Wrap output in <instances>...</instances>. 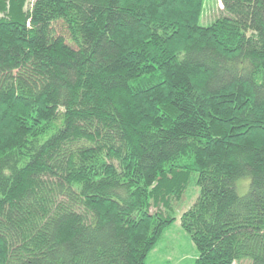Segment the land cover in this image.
Returning <instances> with one entry per match:
<instances>
[{
    "label": "trees",
    "instance_id": "16d2710c",
    "mask_svg": "<svg viewBox=\"0 0 264 264\" xmlns=\"http://www.w3.org/2000/svg\"><path fill=\"white\" fill-rule=\"evenodd\" d=\"M206 3L0 0V264H146L191 186L194 264H264V0Z\"/></svg>",
    "mask_w": 264,
    "mask_h": 264
},
{
    "label": "rangeland",
    "instance_id": "374dc122",
    "mask_svg": "<svg viewBox=\"0 0 264 264\" xmlns=\"http://www.w3.org/2000/svg\"><path fill=\"white\" fill-rule=\"evenodd\" d=\"M221 2L222 0H207L205 12L201 20L203 26H208L212 21L219 17L220 9L222 8ZM56 31L58 36H64L69 39L66 28L62 24L57 26ZM248 188L247 182H243L241 184V190L238 188L239 195H246L248 193ZM198 196L199 189L191 186L186 191L183 199L178 205H175L177 222L173 227L166 231L162 241L149 255L146 264H194L195 260L198 258V253L190 236L181 229L180 218L182 214L194 205ZM235 264H251V262L244 260Z\"/></svg>",
    "mask_w": 264,
    "mask_h": 264
}]
</instances>
